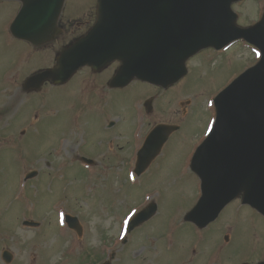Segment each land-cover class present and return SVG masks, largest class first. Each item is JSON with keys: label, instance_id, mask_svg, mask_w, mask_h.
<instances>
[{"label": "rangeland", "instance_id": "obj_1", "mask_svg": "<svg viewBox=\"0 0 264 264\" xmlns=\"http://www.w3.org/2000/svg\"><path fill=\"white\" fill-rule=\"evenodd\" d=\"M95 1L65 0L63 10L91 11ZM263 3H234L237 22L248 25L256 21ZM19 4L0 0V253L7 250L13 255L10 264H79L87 263L86 259L95 264L115 252L111 264H134L124 258L129 244L121 245V218L115 221L114 215H125L129 202L152 197L158 207L154 227L162 226L164 237L176 239L172 262L182 259V264H205L206 254L196 259L187 248L196 235L188 223L181 222L199 196V182L189 160L213 120L214 96L236 73L255 62L251 45L236 42L221 51L201 50L188 60V75L167 91H154L139 81L109 91L103 79L111 76L112 65L105 74L95 76L84 69L62 88L46 84L37 94H25L20 89L22 81L52 63L56 46L28 49L22 41L11 39L9 25ZM146 99L154 104L150 114L142 106ZM110 121L115 126L106 129ZM159 122L181 128L148 170L136 177L130 170L134 152L146 132ZM82 153L94 159L99 169L92 172L83 166L78 160ZM28 170L39 173L23 187L22 178ZM128 176L135 183L129 182ZM58 211L78 216L84 227L81 243L70 235H62L64 242L53 235L58 229L50 221ZM23 219L39 221L40 226L24 227ZM216 224L232 230L229 243L220 248L213 234L204 243H195L205 251L214 248L211 255L233 257H224V264L264 260L263 216L235 199L221 211ZM45 229L48 234L42 233ZM164 243L162 237V250ZM137 259L140 264H169L161 257L160 262L154 261L150 255ZM0 264L6 263L0 258Z\"/></svg>", "mask_w": 264, "mask_h": 264}, {"label": "water", "instance_id": "obj_2", "mask_svg": "<svg viewBox=\"0 0 264 264\" xmlns=\"http://www.w3.org/2000/svg\"><path fill=\"white\" fill-rule=\"evenodd\" d=\"M21 1L12 34L35 45L51 39L63 0ZM236 1L96 0L90 31L64 47L52 68L31 76L25 89L39 88L46 79L63 83L83 65L99 71L115 59L121 66L111 86L137 77L167 87L186 73L185 61L201 48L219 49L236 39L256 45L259 61L214 98L215 123L193 162L204 194L187 218L206 223L239 194L264 215V9L259 21L242 27L231 9ZM170 131L158 125L149 134L138 153L137 173L157 153L154 141L159 149ZM3 256L10 260L6 252Z\"/></svg>", "mask_w": 264, "mask_h": 264}, {"label": "flooded vegetation", "instance_id": "obj_3", "mask_svg": "<svg viewBox=\"0 0 264 264\" xmlns=\"http://www.w3.org/2000/svg\"><path fill=\"white\" fill-rule=\"evenodd\" d=\"M61 20L64 23V26L73 25L76 21H78L76 17L71 16H64ZM88 23L87 25H89ZM154 228L155 227L148 222L141 224L137 228L139 231L129 244V247L133 249V252H136L138 249L141 251L146 247L147 243L153 242V238H155L156 235V232L153 230Z\"/></svg>", "mask_w": 264, "mask_h": 264}]
</instances>
